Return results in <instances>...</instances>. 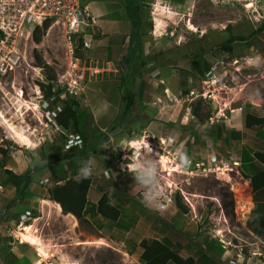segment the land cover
I'll return each instance as SVG.
<instances>
[{"label":"rangeland","instance_id":"rangeland-1","mask_svg":"<svg viewBox=\"0 0 264 264\" xmlns=\"http://www.w3.org/2000/svg\"><path fill=\"white\" fill-rule=\"evenodd\" d=\"M80 2L95 22L89 18L73 51L61 24L37 26L17 49L18 66L0 76V111L36 145L15 142L0 118V264L41 260L17 236L27 212L25 224L33 225L50 254L42 264H144V239L159 240L184 258L216 260L221 245L230 250L232 243L241 244L240 258L264 253V189L253 193L249 182L261 166L254 154L264 152V125H245L246 114L264 117V63L258 62L264 31L229 0ZM169 9L176 15L162 13ZM222 60L232 70L226 81L209 73ZM74 79L82 84L76 96L68 93ZM50 93L57 96L54 107ZM22 97L38 108L26 109ZM56 104L72 107L77 127L59 124ZM70 134L81 142L76 150L69 147ZM133 141L155 145L153 154L160 156L162 210L146 208L143 189L121 170L125 156L150 155ZM177 151L186 154L187 166ZM90 156L96 167L89 190L100 199L106 194L119 219H106L92 200L81 222L74 216L77 224L50 203L39 214L36 206L48 191L76 179L79 161ZM166 156L170 166L179 163L178 172L164 171L160 158ZM241 204L248 211L255 207L249 219L242 218Z\"/></svg>","mask_w":264,"mask_h":264},{"label":"built area","instance_id":"built-area-1","mask_svg":"<svg viewBox=\"0 0 264 264\" xmlns=\"http://www.w3.org/2000/svg\"><path fill=\"white\" fill-rule=\"evenodd\" d=\"M229 2L242 9L246 13L247 20L253 23L256 28L264 25V0H229ZM89 18L95 22L89 14L88 6L83 7L80 0H0V76H6L9 71H13L18 66L20 56L17 55V49L23 41L26 45L27 41L32 38V33L37 26H42L45 22L61 24L65 30L68 46L73 51L75 38L82 37L85 28L89 27ZM83 44L89 47L86 41ZM258 54V62L261 60L264 63V55L261 52ZM225 62L223 60L217 62L211 68L212 71L209 70V73L213 74L216 79L225 80L224 74L227 75L232 72L231 62L229 64L230 70ZM237 63L238 61H235V63L233 61L234 65ZM234 71L240 72V69L235 67ZM72 81L74 84L68 88V93L76 96L78 93L77 86L79 87L78 80L74 79ZM260 81H262V87L264 88V69ZM206 96L207 94L204 98H207ZM56 99L57 96L53 93L50 97L52 104L55 103ZM55 111L57 117L63 110L56 104ZM220 113L222 115L219 116L225 117L223 112ZM70 137L73 138L74 136L70 135ZM79 144L81 142L74 137V141L72 139L69 147L79 146ZM2 190L3 188L0 185V191ZM29 216H31L30 212L21 215L17 226L19 230L25 228L24 225H30L25 224V220Z\"/></svg>","mask_w":264,"mask_h":264},{"label":"trees","instance_id":"trees-1","mask_svg":"<svg viewBox=\"0 0 264 264\" xmlns=\"http://www.w3.org/2000/svg\"><path fill=\"white\" fill-rule=\"evenodd\" d=\"M135 9L139 15V8L136 7ZM48 23L50 22H45L44 26L47 27ZM263 30L264 25L259 29V32H262ZM238 39L242 40V37ZM35 41L39 42L40 40L39 38L35 37ZM230 41H232V39H230ZM51 94L53 93H50V95ZM57 121L65 128L70 127V122L73 124V126H78L76 112L69 104L66 105L62 113L58 115ZM245 125L248 128L252 126H262L264 125V117L260 118L246 114ZM76 149L78 148L76 147L75 150ZM254 156L256 161L259 162L263 167L256 174L249 177L252 192L256 193L264 189V152H257L254 154ZM29 183L30 182H25L24 185L27 186ZM90 186V179L83 181L82 183H78L76 179H68L64 184L57 185L50 189L48 191L49 198L50 200L58 203L65 214H72L79 222H81L88 204L87 195ZM108 201L109 197L106 194H103L96 205L97 212L106 219L117 221L120 217V211L114 207V205L109 206ZM140 246L143 249L141 259L144 264H168L169 262L174 264H196L194 258L189 257L185 259L180 256L176 250H173L169 246L156 239H144L141 241Z\"/></svg>","mask_w":264,"mask_h":264},{"label":"clouds","instance_id":"clouds-1","mask_svg":"<svg viewBox=\"0 0 264 264\" xmlns=\"http://www.w3.org/2000/svg\"><path fill=\"white\" fill-rule=\"evenodd\" d=\"M260 28H257V31ZM248 63L252 64L254 63V61L249 59ZM209 79H212V78L209 76ZM205 81L206 80H204V82ZM83 82H85V79L83 80ZM81 86L82 84H80L79 87L77 86L78 94H81L80 92ZM51 96L52 94L49 95V98ZM50 104L53 107L55 106L54 102L53 104L52 102H50ZM70 135H74V134H70ZM72 139L74 140V137ZM75 147L76 146L72 148H75ZM141 147L144 150H146V152H148L150 155L143 156V155H139L138 153H134L133 156L137 158L125 156L124 160L126 161V163H122L120 167H121V170H126L134 178L135 183L141 189H143V198L141 201L143 205L150 210H162L165 207V205L161 203L163 192L161 189L159 155L153 154V150L150 147V145L147 143V141L144 142L141 145ZM177 156L180 160V165L187 166L189 161H188L186 154L183 152L177 151ZM104 159H107V157H104ZM176 164H179V163H176ZM95 167H96V161H95L94 156H90L87 159H81L79 161V168L77 170V176H76L77 182L82 183L83 181L89 180L93 175V171ZM108 203H109V206H111L114 202L111 199H109ZM234 240H237V238H235ZM234 245L236 244H233L232 246L234 248H237L238 250L239 246L235 247ZM254 256L258 258H262L263 254L259 255L258 253H254Z\"/></svg>","mask_w":264,"mask_h":264},{"label":"bare ground","instance_id":"bare-ground-1","mask_svg":"<svg viewBox=\"0 0 264 264\" xmlns=\"http://www.w3.org/2000/svg\"><path fill=\"white\" fill-rule=\"evenodd\" d=\"M161 10H156V12H160ZM163 14H168V16H173V15H176L173 11H171L170 9L169 10H165V11H162ZM155 14V13H154ZM161 16L160 13H158V16ZM164 19V18H163ZM155 23H156V26L157 28L161 27L162 25V20L156 18L155 19ZM189 29L192 30V31H196V28L195 26L190 22L189 23ZM189 30V31H190ZM198 33V32H197ZM160 34V33H159ZM156 36V35H155ZM160 37V36H158ZM21 96V91L18 92ZM166 93V92H165ZM19 96V97H20ZM21 100H23V102L26 104V109H32V110H36L38 108L37 106V103H34V102H30L28 103V101L24 100L23 97L21 98ZM224 111V110H221V112ZM18 114L19 113H22L20 110L16 111ZM222 114V113H221ZM20 116V115H19ZM23 117V116H22ZM0 118L2 120V124L5 125L7 131L10 133V138L15 140V142L17 141L19 144H21L22 146H27L28 148H30L31 146L33 147V142L32 140L29 138V136L26 134V131L25 130H21V129H17V127L15 125H13L14 123H10L8 122L7 118L4 116V114L0 111ZM10 120V119H9ZM1 124V123H0ZM1 124V125H2ZM29 134V133H28ZM157 142V141H156ZM144 142H141V141H133L132 142V145L131 146H141ZM150 147H153L155 145L153 144H150ZM36 146V145H35ZM34 146V147H35ZM133 148V147H132ZM159 155V154H158ZM160 157V156H159ZM161 164H162V167L164 169V171L166 172H170V175L171 173L173 172H178L179 171V164L177 165L176 163L173 164L172 166H170V163L169 162V159L167 157H161ZM160 162V161H159ZM213 200H216L215 198H213ZM250 203V200L248 201ZM246 203V202H245ZM239 208V207H238ZM242 209V211H241ZM240 213H241V216L242 218L244 219L247 215V213L249 212L248 210H246L245 206L243 204H241L240 206ZM25 228H22L20 230L17 231V236L19 238H21L22 240V243L24 244H28L29 246L31 247H34L36 249V251L39 253V257L41 258V260H38L37 261V264H42L41 262L42 261H46L47 259L50 258V254L48 253V251L46 250L47 249V246L42 242L41 238L39 236H36L33 232V225H24ZM218 234H221L220 232ZM98 245H106V242L104 241H98L97 242ZM62 264H70V263H67L65 260L62 261Z\"/></svg>","mask_w":264,"mask_h":264},{"label":"crops","instance_id":"crops-1","mask_svg":"<svg viewBox=\"0 0 264 264\" xmlns=\"http://www.w3.org/2000/svg\"><path fill=\"white\" fill-rule=\"evenodd\" d=\"M261 54L264 55V50L261 52ZM262 168H263L262 165L259 166L254 174H256L258 171H260ZM253 175H251V176H253ZM101 195H100V193L98 191H94L93 192L92 190H89L87 196H88V200H92V202L95 205L99 201ZM48 197H49V195H47L46 197H44V198L41 199V205L38 204L39 202H37L38 205L36 206V209L38 210L39 214L42 213V212H44V213L46 212V210H45V203H47V204L50 203L52 206H54V207H52L50 205L51 208H54L55 209L56 213H58V214L62 213V209H61L60 205L58 203L54 202V201H50V198H49V200H47ZM42 202H43V204H42ZM254 208L255 207H253L252 209H250V211L248 212V214H247L248 215V219H249V215H251L252 212L254 211ZM68 216H71L72 218H74L75 219L74 224H77V220H76V218L73 215L68 214ZM245 226L247 227V223L245 224ZM247 230H248L249 233H252L248 227H247ZM219 241H222V240L219 239ZM219 244H221V243L219 242ZM233 244H235V243H232V245ZM238 245H241V244L238 243L237 245H234V246L236 247ZM221 248H222L223 251L219 255L220 258H217L216 260L215 259L214 260L212 259L213 260L212 261L210 258L203 257V256H200V257H192V258L195 259L196 264H264V258L263 257L262 258H258V257L254 256V255H251L249 257L245 256L244 258H242V257L240 258L239 250H237V248L231 247V248H229L230 250H226L227 248H225L224 245H221ZM254 252L256 253V251H254ZM181 253H182V251H181ZM259 253L264 255V253H262V252H259ZM235 255L237 256L238 259H235V261L232 262L231 259H234L233 257ZM189 257H191V255L185 257V259L186 258H189ZM256 258H257V260H256ZM230 262H232V263H230Z\"/></svg>","mask_w":264,"mask_h":264},{"label":"snow or ice","instance_id":"snow-or-ice-1","mask_svg":"<svg viewBox=\"0 0 264 264\" xmlns=\"http://www.w3.org/2000/svg\"><path fill=\"white\" fill-rule=\"evenodd\" d=\"M250 6V5H249Z\"/></svg>","mask_w":264,"mask_h":264}]
</instances>
